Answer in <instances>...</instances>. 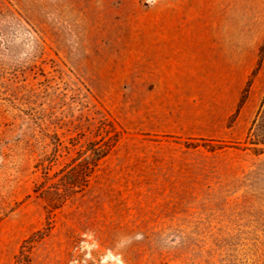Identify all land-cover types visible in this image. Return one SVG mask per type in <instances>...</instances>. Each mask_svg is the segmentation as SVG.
<instances>
[{"label":"rangeland","instance_id":"obj_1","mask_svg":"<svg viewBox=\"0 0 264 264\" xmlns=\"http://www.w3.org/2000/svg\"><path fill=\"white\" fill-rule=\"evenodd\" d=\"M153 29L249 40L222 133L144 84ZM262 103L264 0H0V264H264Z\"/></svg>","mask_w":264,"mask_h":264},{"label":"crops","instance_id":"obj_2","mask_svg":"<svg viewBox=\"0 0 264 264\" xmlns=\"http://www.w3.org/2000/svg\"><path fill=\"white\" fill-rule=\"evenodd\" d=\"M133 60L152 70L145 85L161 87L162 108L191 119L195 131L222 133L237 109L255 58L249 40L222 31H133ZM143 84V83H142ZM212 87V88H211Z\"/></svg>","mask_w":264,"mask_h":264},{"label":"trees","instance_id":"obj_3","mask_svg":"<svg viewBox=\"0 0 264 264\" xmlns=\"http://www.w3.org/2000/svg\"><path fill=\"white\" fill-rule=\"evenodd\" d=\"M264 115V103L260 106L251 126L247 132L245 141L253 146L254 150L260 153L264 152V126L262 124V119Z\"/></svg>","mask_w":264,"mask_h":264}]
</instances>
